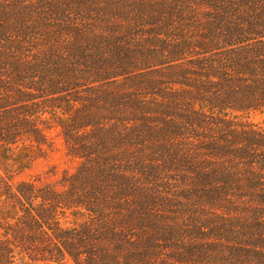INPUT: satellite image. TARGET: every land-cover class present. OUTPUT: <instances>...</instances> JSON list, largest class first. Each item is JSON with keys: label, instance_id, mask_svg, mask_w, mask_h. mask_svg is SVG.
I'll use <instances>...</instances> for the list:
<instances>
[{"label": "trees", "instance_id": "obj_1", "mask_svg": "<svg viewBox=\"0 0 264 264\" xmlns=\"http://www.w3.org/2000/svg\"><path fill=\"white\" fill-rule=\"evenodd\" d=\"M256 113L264 0H0V258L30 230L49 264H264ZM50 122L66 189L12 188Z\"/></svg>", "mask_w": 264, "mask_h": 264}, {"label": "rangeland", "instance_id": "obj_2", "mask_svg": "<svg viewBox=\"0 0 264 264\" xmlns=\"http://www.w3.org/2000/svg\"><path fill=\"white\" fill-rule=\"evenodd\" d=\"M251 121L257 128L264 130V114L256 113L251 115ZM47 126V128L42 126L45 131V143L41 146L29 148L31 158L23 163L25 168L21 172L10 174L8 184L12 188H15L21 182H26L32 183L37 189L51 188L55 193L61 194L67 186L65 178L71 176L79 166L80 160L68 155L60 130L52 122L47 124ZM16 169V166H12L9 170L16 171ZM1 176L3 177L0 172ZM13 206L14 203L11 200L0 197V242H3L2 236H6L10 232L11 224L2 219L6 218L10 212L12 214L11 207ZM16 218L19 221V215ZM23 236H25V240L18 242L17 240L8 239L7 244L11 243L14 247H17L23 242L30 252L25 251L28 253H22L23 251H21L20 253L18 248L9 249L14 253H10L5 258L1 257L0 264H49L45 261V256L35 251L36 249L47 248L49 244L48 237L40 234L33 238L30 230H27ZM259 251L264 253L263 250ZM29 258H32V260ZM59 264L72 263L68 260Z\"/></svg>", "mask_w": 264, "mask_h": 264}]
</instances>
